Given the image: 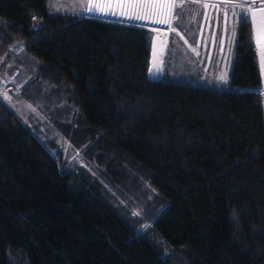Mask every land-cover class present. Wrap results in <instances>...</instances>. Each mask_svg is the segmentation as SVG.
Here are the masks:
<instances>
[{
    "label": "trees",
    "instance_id": "obj_1",
    "mask_svg": "<svg viewBox=\"0 0 264 264\" xmlns=\"http://www.w3.org/2000/svg\"><path fill=\"white\" fill-rule=\"evenodd\" d=\"M46 2L0 0V56L20 43L13 75L43 114L28 125L0 98V264H264L250 22L220 90L148 79L150 27Z\"/></svg>",
    "mask_w": 264,
    "mask_h": 264
},
{
    "label": "rangeland",
    "instance_id": "obj_2",
    "mask_svg": "<svg viewBox=\"0 0 264 264\" xmlns=\"http://www.w3.org/2000/svg\"><path fill=\"white\" fill-rule=\"evenodd\" d=\"M86 6V0H47L46 6L50 12L55 13H67L76 16H95L102 19H111L120 22L134 23L139 25H145L150 27L151 29L157 28L160 29L158 33L162 36H165L166 31L169 29L167 24H152L147 21H127L123 18L112 17V16H101L97 14L85 13L81 10V5ZM177 11V10H176ZM188 16L183 15V19H177L173 22V26L178 29L181 34L187 38H189L188 32H194L195 27H197V21L191 22ZM234 23L229 20L228 32L225 36L231 35V32L234 30ZM224 25V23H223ZM250 25V34L248 38L252 37V25ZM223 28L220 27V34L223 32ZM178 32V31H177ZM180 32L179 35L176 32H170L168 38V50L166 48L164 58H163V70H162V78L169 79L177 82L187 83L190 85H199L207 88H214L220 90L230 89V84L227 85L221 84L216 80V77L221 72H227L229 75L231 60L233 57V47L234 42L229 45L227 42V38L225 39V43L223 49L219 51L220 44L218 40L217 44V52L219 53L217 56L218 62V71H213L212 69H207L206 64L202 65V60L197 56H192L190 52H187L186 48L183 46L180 40ZM220 39V37H219ZM203 41V40H202ZM253 41V40H252ZM166 44V47L168 45ZM254 44L253 42H251ZM201 43H197L195 46L196 49L200 48ZM207 48V47H206ZM10 54H3L0 56V98L5 101L8 107L18 116L23 122L28 125L37 123L39 125V121L37 120L40 116V113L37 108L32 105L27 99L24 98L21 88L27 78L28 74H26V70L19 64L17 71L15 72V76L13 75L14 65H16V57H14L13 53H18L20 50V46L14 44L11 46ZM194 53V52H193ZM259 58V57H258ZM260 61V60H259ZM28 65L25 66L27 68ZM24 69V70H23ZM263 83L260 91L264 94V74ZM7 94L11 99L5 100L3 99L4 94ZM31 105L32 108L36 109L33 112L28 106ZM41 115H43L41 113ZM42 123V121H40ZM56 145L58 149L65 151L69 158V165L74 166L75 164L82 163L81 159L77 155V152L74 151L73 147L63 141V139L56 140ZM49 151L54 154V150L49 148Z\"/></svg>",
    "mask_w": 264,
    "mask_h": 264
},
{
    "label": "snow or ice",
    "instance_id": "obj_3",
    "mask_svg": "<svg viewBox=\"0 0 264 264\" xmlns=\"http://www.w3.org/2000/svg\"><path fill=\"white\" fill-rule=\"evenodd\" d=\"M187 4L198 5L196 12L191 13V22H196L197 16L201 13L205 21L212 19L208 10L213 9L216 12L223 10L224 28L221 33L219 44L221 50L227 38V42L231 45L236 37V31L233 30L231 35L225 36L228 32L230 17L238 18V23H248L249 18L252 25V37L256 43L259 54L261 72L264 74V0H86V6L81 5V10L85 13L97 14L101 16H112L123 18L127 21H147L152 24H167L169 31L177 32L173 22L177 19H183L182 11H174V9H182ZM236 9H240L239 12ZM35 19V18H34ZM136 26H139L138 24ZM202 27V26H201ZM154 32H159L160 29H152ZM215 41L216 33H212ZM184 39L183 36L180 37ZM153 41V54L156 55L157 37L151 38ZM187 43V41H185ZM192 51L196 52V49ZM163 61H161V64ZM159 68L155 65L149 68L150 75H156ZM216 80L224 85L229 83L227 72H221ZM3 99L10 100L11 98L5 93ZM33 112L36 109L28 106Z\"/></svg>",
    "mask_w": 264,
    "mask_h": 264
},
{
    "label": "crops",
    "instance_id": "obj_4",
    "mask_svg": "<svg viewBox=\"0 0 264 264\" xmlns=\"http://www.w3.org/2000/svg\"><path fill=\"white\" fill-rule=\"evenodd\" d=\"M198 9V5H194V4H187L185 6H183L182 9H174V11H182L183 15L188 16L190 19H192L191 13L196 12ZM237 12L240 11V9H236ZM209 15L212 16L213 18L205 21L202 15V11L201 13L197 16V27H195L194 32H188L189 33V38H187L186 36L184 37L181 32L177 29L178 32H180V37L183 36L184 39H181V42L183 44V46L186 48L187 52H190V54L193 56H197L199 59L202 60V65L206 64L207 62V70L212 69L213 71H218V62H221L219 60H217V56H218V52H217V44H218V40L219 37L221 36L220 34V27L224 28V17H223V10H221L220 12H216L213 9H209L208 10ZM234 23V30H237V25L238 23V18L235 17H230L229 19ZM250 22V19H249ZM202 26V27H201ZM223 30V29H222ZM171 31H169V29L166 31V33H170ZM215 32L216 33V37H215V41L213 40L212 37V33ZM254 43V47L256 49L257 55L259 57L258 51H257V47H256V43L253 39V37L251 38ZM203 40V41H202ZM185 41H187V43H185ZM200 48L196 49L195 45L197 43H201ZM18 45L20 46V43H18ZM219 46V44H218ZM224 46V45H223ZM207 47V48H206ZM192 49H196V52L199 53V55H196L195 53H193ZM221 50V48L219 49V51ZM258 62H259V66H260V61L258 58ZM260 71H261V66H260ZM261 76H262V72H261ZM262 83H263V76H262Z\"/></svg>",
    "mask_w": 264,
    "mask_h": 264
},
{
    "label": "water",
    "instance_id": "obj_5",
    "mask_svg": "<svg viewBox=\"0 0 264 264\" xmlns=\"http://www.w3.org/2000/svg\"><path fill=\"white\" fill-rule=\"evenodd\" d=\"M157 37L156 41V55L154 57L153 54V41L150 40V52H149V68L153 67L154 65L159 68V71L156 75H150L149 74V68L147 71V78L150 80L158 81L161 79L162 70H163V63L161 64V61H163L165 50H166V44L168 43L169 33L165 34V36H162L158 33H153L152 37Z\"/></svg>",
    "mask_w": 264,
    "mask_h": 264
},
{
    "label": "built area",
    "instance_id": "obj_6",
    "mask_svg": "<svg viewBox=\"0 0 264 264\" xmlns=\"http://www.w3.org/2000/svg\"><path fill=\"white\" fill-rule=\"evenodd\" d=\"M250 19V18H249ZM250 23H251V20H250Z\"/></svg>",
    "mask_w": 264,
    "mask_h": 264
}]
</instances>
